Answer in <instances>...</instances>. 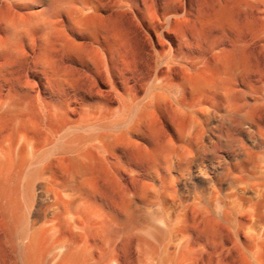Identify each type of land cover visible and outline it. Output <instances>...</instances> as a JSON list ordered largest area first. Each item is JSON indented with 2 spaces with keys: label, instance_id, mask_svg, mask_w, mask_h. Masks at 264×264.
<instances>
[{
  "label": "bare ground",
  "instance_id": "bare-ground-1",
  "mask_svg": "<svg viewBox=\"0 0 264 264\" xmlns=\"http://www.w3.org/2000/svg\"><path fill=\"white\" fill-rule=\"evenodd\" d=\"M0 264H264V0H0Z\"/></svg>",
  "mask_w": 264,
  "mask_h": 264
}]
</instances>
